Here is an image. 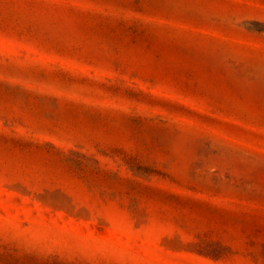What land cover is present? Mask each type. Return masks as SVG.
Masks as SVG:
<instances>
[{
  "label": "rangeland",
  "instance_id": "1",
  "mask_svg": "<svg viewBox=\"0 0 264 264\" xmlns=\"http://www.w3.org/2000/svg\"><path fill=\"white\" fill-rule=\"evenodd\" d=\"M0 264H264V0H0Z\"/></svg>",
  "mask_w": 264,
  "mask_h": 264
}]
</instances>
